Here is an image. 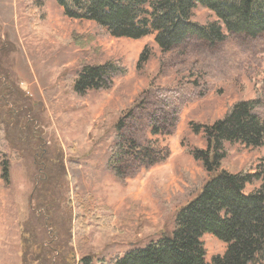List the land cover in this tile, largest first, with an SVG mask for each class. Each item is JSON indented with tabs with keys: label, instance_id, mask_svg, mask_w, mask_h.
Listing matches in <instances>:
<instances>
[{
	"label": "rangeland",
	"instance_id": "374dc122",
	"mask_svg": "<svg viewBox=\"0 0 264 264\" xmlns=\"http://www.w3.org/2000/svg\"><path fill=\"white\" fill-rule=\"evenodd\" d=\"M25 7L26 0H0V43L10 50L0 56V84L6 87L1 97L7 101L1 111L16 112L2 128L15 134L20 125L32 135L21 144V138L0 137V157L11 159L10 184L0 178V264H22L21 226L46 239L37 220L42 211L50 225L66 231L78 202L107 215L112 228L91 224L82 244L77 236L75 264L146 245L172 229L176 211L192 196L187 179L196 183L205 177L186 150L204 144L191 125L211 124L234 102L254 98L264 118V33L231 35L216 44L192 38L164 52L153 36L116 38L94 22L68 18L54 0L36 24ZM195 19L203 24L214 15L199 7ZM145 46L151 55L137 67ZM108 60H119L128 73L114 76L103 89H76L83 65ZM120 119L124 126L117 136ZM118 141L138 149L152 142L169 154L148 167L120 163L124 176L117 177L108 158ZM226 149L223 166L230 171L252 170L264 156V145L232 143ZM256 186L248 185L246 192ZM52 198L53 207H43ZM202 241L208 261L225 251L211 234Z\"/></svg>",
	"mask_w": 264,
	"mask_h": 264
},
{
	"label": "trees",
	"instance_id": "16d2710c",
	"mask_svg": "<svg viewBox=\"0 0 264 264\" xmlns=\"http://www.w3.org/2000/svg\"><path fill=\"white\" fill-rule=\"evenodd\" d=\"M54 1L68 18L94 22L113 37L138 40L153 36L157 47L164 52L179 49L192 38L216 44L231 35L257 37L264 33V0ZM47 2L26 0L25 9L31 23L36 24L47 17ZM199 7L212 12L214 20L203 24L196 21L195 12ZM9 51L4 43L0 45V56L1 52ZM150 55V48L145 46L136 66L146 63ZM127 73L119 60L85 64L79 70L75 87L82 92L103 89L114 76ZM4 83L0 84V137L9 139L10 135L16 141L21 138L23 140L17 141L21 144L30 140V131L25 133L26 128L17 125L19 131L8 134L2 128L3 124L7 125L8 115L16 113L7 111L8 114L2 115V102H7L1 97V90L6 88ZM259 106L257 98L238 100L211 124L191 125L193 133L201 134L204 144L186 150L200 164L205 177L196 183L187 179L190 186L186 191L192 196L176 211L172 229L144 246L127 249L108 259L97 258L94 262L86 256L81 258V263L264 264V156L252 170L230 171L223 166L228 154L227 144L240 143L252 148L264 145V118L258 112ZM123 126L121 119L115 123L117 136ZM156 129L154 132H159ZM118 142L116 147H109L108 158V167L117 177L124 176L120 163L131 166L136 162L148 167L163 162L169 154L167 150L161 154V149L151 147L152 142L139 149L131 145L132 142ZM10 161L6 155L0 157V178L5 186L11 182ZM252 184L257 186L246 192V187ZM33 199L34 194L30 196V200ZM55 201L56 198L49 199L43 207H49L48 204L53 207ZM40 208L44 210L42 206ZM76 210L66 231L50 225L45 212L40 211L43 216L36 217L41 229L45 230L46 239L40 238L37 229L26 228L25 224L21 226L22 264H75L72 249L77 236L82 244L87 240L91 224L101 230L112 228L107 215L90 210L82 202L77 203ZM205 234L215 236L226 246L223 254L215 255L209 261L202 241Z\"/></svg>",
	"mask_w": 264,
	"mask_h": 264
}]
</instances>
